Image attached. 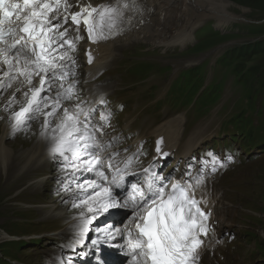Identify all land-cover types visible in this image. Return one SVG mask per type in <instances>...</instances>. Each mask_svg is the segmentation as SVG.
Wrapping results in <instances>:
<instances>
[{
	"label": "rangeland",
	"instance_id": "374dc122",
	"mask_svg": "<svg viewBox=\"0 0 264 264\" xmlns=\"http://www.w3.org/2000/svg\"><path fill=\"white\" fill-rule=\"evenodd\" d=\"M226 1L227 11L211 9L233 16L228 24L218 26L220 18L217 15L200 16L201 13L195 11L191 30L194 37L191 36L188 42L170 47L160 46L152 38L137 37L116 42L112 59L94 80L98 86L110 87L107 94L117 106V121H128L133 130L142 131L149 141L154 138L148 134L151 129L166 119L182 116L181 130L186 126L185 134L196 129L202 131L194 150L223 157L226 168L218 174L213 185L223 199L221 216L227 223L221 232L224 244L207 253L201 264H264V144L257 140L253 146L245 148L241 136L248 124L243 122L236 127L226 123L242 109L252 118L251 126L259 123L256 112L264 107V2ZM177 5L175 11L180 12L181 5ZM161 18L165 19L164 16ZM179 19L182 22L178 20L175 30L182 32L186 22L183 12ZM168 31L173 33L174 29ZM228 59L239 62L236 72L225 64ZM256 67L258 74L247 72ZM238 74L243 76V82H235ZM174 79H178L177 86L183 85L181 95L180 91L167 93ZM192 81L202 88L220 82L219 97L205 105L195 102L204 91L199 89L195 97L187 100L184 85ZM245 91L250 92L249 102L245 99ZM168 106L169 113L165 114L164 109ZM7 115V111L0 113L2 117ZM55 120H52L53 124H56ZM34 121L30 120L26 128ZM31 131L35 136L40 135L41 124L34 125ZM21 132L6 139L7 143H25L26 138L21 137ZM29 138L30 142L24 144L25 149H29L34 141L33 135ZM24 154L23 151L17 157ZM57 156H53L54 166L47 171L48 177H43L42 169H48L50 161L40 164L42 169L35 168L32 173L25 172L23 177H16L20 178L19 182L13 180L11 174H0V261L5 262L0 264H18L16 262L20 261L19 264H46V253L54 256L59 252L57 248H49L56 245L52 238L42 235L62 227L64 221L51 227L44 222L60 218L40 219L41 207L45 210L56 206L46 202L51 196L55 195L54 199L59 201L66 197L69 205L68 196L73 195V190H68L69 180L59 179L71 174V166L64 164L62 158V161L56 159ZM37 177L44 178L49 186L46 183L40 185L42 181H39L37 187H31ZM63 186L68 190L66 194V190H60ZM21 193L24 196L16 198ZM77 198L73 196V201ZM44 203L47 206L42 205ZM80 212L85 211L79 210L77 214ZM12 240L18 242L13 244L12 250L2 246Z\"/></svg>",
	"mask_w": 264,
	"mask_h": 264
},
{
	"label": "snow or ice",
	"instance_id": "6c2138e0",
	"mask_svg": "<svg viewBox=\"0 0 264 264\" xmlns=\"http://www.w3.org/2000/svg\"><path fill=\"white\" fill-rule=\"evenodd\" d=\"M75 6L79 11L71 12L73 5L68 0H0V93L15 81L27 86L23 93L26 105L11 114L12 133L42 114L45 130L42 135H45L60 113L53 129L59 135L53 136L52 153L77 172L94 173L99 178V182L87 180L77 185L83 199L73 207H84L86 212L80 214L75 245H82L88 238L98 214L131 207L129 225L124 229H99L100 235L91 240L93 248L102 243L101 236L114 239L119 235L124 237L121 247L130 257L129 264H198L205 238L212 231L211 212L202 207L206 201L196 197V189L204 184L203 177L194 178V183L173 182L145 168L144 182L129 181L125 189L128 198L121 204L113 196V187L124 188L125 177L134 175L128 171L131 160L124 161L122 168L117 160L119 153H107L111 144L101 145L97 134H104V125L97 127L91 120L96 109L85 111L76 105L77 110L73 111L63 104L73 99L75 81L66 88L64 81L75 75L68 62L76 61L68 53L75 52L76 41L82 39L81 26L92 43L118 35L122 26L131 22L128 13L139 10L137 0H109L96 6L78 2ZM72 32L77 35L73 37ZM92 59L89 52L88 62ZM37 77L38 86L33 84ZM54 86L60 90L53 96ZM20 90L17 87L13 92L9 107ZM100 103L104 101L101 99ZM109 115L101 112L99 119L106 122ZM156 150L160 151L159 146ZM106 172L112 173L110 181ZM98 264H106L103 257Z\"/></svg>",
	"mask_w": 264,
	"mask_h": 264
},
{
	"label": "bare ground",
	"instance_id": "6f19581e",
	"mask_svg": "<svg viewBox=\"0 0 264 264\" xmlns=\"http://www.w3.org/2000/svg\"><path fill=\"white\" fill-rule=\"evenodd\" d=\"M140 1L143 3V5L146 8L145 13L142 16V19L138 20L137 22H134L129 27H127L125 29L126 33L122 37H118L113 40L112 39L100 40L96 43L91 42L90 44L92 45V48L95 51L96 59L93 61L91 66H88L86 68H92L96 71L100 68L105 67L110 62V60L114 55L113 49L116 42L130 41L133 40V38H137V37H140V39L152 38L158 45L166 46V47H170L176 44L179 45L183 42H188L189 40H191V36L194 37V35H191V30L193 29L194 26L193 12L195 11L197 13H201L200 16L213 15V14L217 15L220 18V19L218 18L219 19L218 26H225L226 24H228L229 22L228 20L233 17L231 15L215 12L214 9H211V7H215L218 10L227 11L228 4L226 0H140ZM68 2L69 3L71 2L73 6L78 2L80 5L87 4L86 0H71V1L69 0ZM179 3L181 5V11L177 12L175 11V8H177L176 5ZM181 12H183V18L185 17L186 22L184 24V30L182 32H177L175 30V27L176 24L179 22L178 20H180L179 15ZM161 16H164L165 19H162ZM224 16L227 17L225 18ZM180 21L182 22V20ZM173 29L174 32L172 31L173 33H169L168 30H173ZM85 87L88 88L89 92H93V93L96 92L99 94L103 93L105 95L107 94V90H110V87L107 88L104 86L96 85V82L94 80L86 84ZM4 92L7 93V95H4ZM4 92L0 93V113L6 111L5 108L7 107L8 115L5 117L0 116L1 118L0 119V131H1L0 174L4 173V175H8V176L11 174L13 180L19 182L20 178H16V177H23L25 172L32 173V170L35 168L42 169V167H40L39 165L50 161L51 163L50 165H48V169H44V168L42 169V171L45 172L43 177H48L49 174L47 173V171H49V169H51V167L53 168L54 166L53 156L55 155L51 151L55 143L53 140V136L59 135L58 132L54 133L53 129L58 124L57 122H59L60 113L57 114V118H54L56 119L55 120L56 124L51 123L45 135H42V132L45 131L44 128L42 127L44 123V118L42 114L37 115L36 117L37 120L35 118L34 119L35 121L32 122V125H30L28 129L26 128L27 126H25L21 130L16 131L15 134L13 135L12 124L14 123V121L11 119V114L15 111H18V109H20L21 107H24L26 105V101L16 102L17 99H15L14 102H12L11 106L9 107L8 101L11 97L10 93H13L14 91L11 90V92L9 91H4ZM14 104L16 105L14 106ZM169 109H170L169 106L166 107L164 109V113L168 114ZM182 120H183L182 116H176V117H171V119H166L158 127L151 129L148 134L149 136H153L154 138L161 137L163 140L162 145L166 150H170L171 152L177 154L179 153L180 155H189L194 150V147L198 145L197 139L202 134V131L196 129L191 133L185 134L187 127L185 126L181 130ZM8 121L10 123V126L9 123L7 124ZM36 124L37 125L41 124V131H40L41 133H39L40 135L35 136L31 130L32 128H34V125ZM21 131L22 132L25 131L24 134ZM20 132H21V137L26 138L25 143L24 142H21L20 144L7 143L6 139L14 138ZM47 132L51 134H48ZM140 134L143 137L147 136L143 133ZM30 135H33L34 141L29 145L30 146L29 149H25L24 144H28L30 142V138H29ZM44 149L46 150L45 152H43ZM23 151L24 153L26 152V155L24 154L25 156L23 157L22 156L17 157V155ZM60 158L61 157H59V155L56 157V159L61 160ZM71 171H72L71 174L67 172L68 173L67 175L59 178L61 181L68 179L69 180L68 190L69 191L73 190L72 191L73 195L68 196L70 200L69 205L68 203H66V197H64L65 195H63L64 198L61 201L54 199L55 195H53L51 196V199L49 200L47 199L46 202L49 204L52 203L53 205L56 206L45 210L42 207L40 208L42 211V217L40 219H43V221L51 220L53 217H55V219L60 218L55 221L44 222V223H48L47 225H50L52 227L56 225L57 222L59 223L62 220L64 221L63 224L61 225L62 227L53 229V231L50 230L51 233L49 232L48 235L46 234L42 235L45 238H50V239L52 238V241L56 243L55 246H57V244L59 243H63L64 242L63 238L65 237L73 240L76 238V233L78 231V225L80 223V214H81V212L77 214V211L82 210L86 212V209L84 207H73L74 202L79 203L80 201L79 199L80 198L83 199V196L80 194V189L77 187V185L84 181V179L83 181L82 180L78 181V176L82 175L84 172L83 173L77 172L72 166H71ZM88 177L90 180H93L92 175H90V173L88 174ZM32 179L33 177L30 179V181ZM39 181H42L40 185L46 183L47 186H49V183H47L44 178H39V177H37L34 180V182H32L33 184H31L30 186L37 187L39 185ZM58 182L59 181H57L56 183L59 186ZM60 190H66V189H64L63 186V188H61ZM68 190H66L65 194L67 193ZM211 194H212V201H215V204L213 206V214L215 216V219L217 220V228L219 232H222L227 225L225 218L221 216L220 207L222 205L223 199L221 198V196H219L218 191L213 186L211 189ZM21 196H24V194L23 193H21L20 195L17 194L16 198ZM73 196H77L78 198L73 201ZM47 203H44L42 205L47 206ZM62 204L65 207H59V205ZM116 209L117 208H112L109 209V211H115ZM86 214L91 215L90 213H86ZM117 218L118 217L113 218L112 215L106 213L98 214L97 219L91 225L92 231L88 234V238L84 241V245H89L91 243V240L96 239L97 236L100 235L98 231L99 229H105V228H108L110 230H114L116 228L121 229V223H118ZM112 223L113 225L111 226ZM100 238L102 240V243L97 248H99L101 252H106L109 250L110 246L115 245L114 239L116 238L119 239L120 236L117 235L115 236L114 239H111L112 243H110L107 240V237L101 236ZM55 246L49 248H52L54 250V248L56 249ZM97 248H93V249L96 250ZM61 255H63V252L61 251L56 253L54 256H50L46 253L45 254V257L47 258L46 264H80L73 262L74 259L65 258ZM20 262H16V263L19 264ZM118 262L119 260H116L110 264H117Z\"/></svg>",
	"mask_w": 264,
	"mask_h": 264
},
{
	"label": "trees",
	"instance_id": "16d2710c",
	"mask_svg": "<svg viewBox=\"0 0 264 264\" xmlns=\"http://www.w3.org/2000/svg\"><path fill=\"white\" fill-rule=\"evenodd\" d=\"M248 1H249V3H256L258 0H248ZM261 1L264 2V0H261ZM238 63H239L238 61H234L231 59H228L225 61V64L230 67V70L232 72H236ZM258 70L259 69L256 67V68H252L251 70H247V72L251 71L250 75H256L259 73ZM177 81H178V79H175L172 82L167 93H169L170 91L171 92L172 91L173 92L180 91V95L182 94V89H183L182 86L183 85L181 84V85L177 86L176 85ZM243 81H244L243 76H241V74H238L236 76L235 82L240 83ZM219 85H220V82L215 83L214 85H211V86H207L204 89V91L198 95L196 100L202 102L204 105L214 101L219 96V93L217 91H215V89L220 87ZM184 89H185V91H187L184 94V98L186 97L187 100H191L192 97L195 96L199 92L200 86H197L196 82L192 81V82H189L186 85H184ZM248 94H249V92H246V95H248ZM259 117L260 118H259L258 125L257 126H255V125L251 126V122H252L251 117L246 115L244 110H241L239 113L235 114L230 120H228V122H230L233 126H236V127L241 126L243 122L244 123L246 122L248 124V126L246 127V130L242 133V136H243L242 138H244L245 144L247 145L250 142V140L252 139V136L254 135L252 128L256 129L255 130L256 136H258L260 138V140H262V142H264V114H261ZM12 235H14V234H12ZM16 243H18V242L12 240V241H8L7 243H4L2 246L10 251V250H12V248L14 247V245ZM0 263H5V262L0 261Z\"/></svg>",
	"mask_w": 264,
	"mask_h": 264
}]
</instances>
